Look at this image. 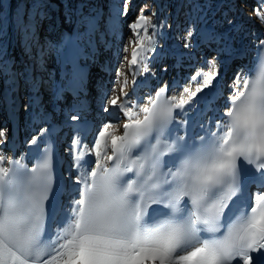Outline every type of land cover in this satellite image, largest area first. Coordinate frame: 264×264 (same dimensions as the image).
<instances>
[{"label": "snow or ice", "instance_id": "6c2138e0", "mask_svg": "<svg viewBox=\"0 0 264 264\" xmlns=\"http://www.w3.org/2000/svg\"><path fill=\"white\" fill-rule=\"evenodd\" d=\"M143 11L129 25L136 37L129 40L136 45L129 69L154 51L155 13ZM89 24L90 45L97 24ZM192 35L189 31L185 39ZM82 42L70 37L61 53L73 69V83L80 78ZM260 46L264 49V40ZM256 59L242 87L237 74L216 131L198 139L173 136L171 125L177 110L184 112L212 85L215 59L209 71L191 78L196 82L203 76L194 91L185 87L179 97L166 96L165 85L142 106L127 99V76L117 70L119 95L114 89L104 111L113 120L122 112L127 121L119 135L113 120L105 122L90 148L81 146L79 136L73 138L76 167L82 169L75 177L78 198L60 208L62 226L54 235L47 226L57 195L51 151L31 167L19 160L5 167L0 156V264H264V191H259L264 189V50ZM147 70L145 63L142 71ZM132 80L134 92L135 74ZM92 155L94 167L87 159ZM253 171L258 191L249 210L247 176Z\"/></svg>", "mask_w": 264, "mask_h": 264}, {"label": "rangeland", "instance_id": "374dc122", "mask_svg": "<svg viewBox=\"0 0 264 264\" xmlns=\"http://www.w3.org/2000/svg\"><path fill=\"white\" fill-rule=\"evenodd\" d=\"M21 1L20 10L14 13L10 0H0L2 5L0 9V132H3V136H0V156L7 155L5 142L17 140L15 145H18L29 127L28 138L32 136L31 132H39L40 129L49 131L50 133L46 135L50 137L53 133L56 134L53 139L60 136L61 140L56 146L60 156L65 158L67 151L65 140L68 138V126L72 115H79V119L89 121V137L80 138H82L81 143L89 140L93 145L95 133L105 122L113 120L112 113L105 112L104 106L107 99L113 95L114 89L119 95L117 70L123 71L127 76L128 84L125 91L129 90L128 87L135 74L151 84L156 80L162 83L167 81L176 83L169 90V94L179 97L185 87H197L198 83L203 82V76L196 82L191 78L198 72L209 71V62L215 59L218 74L214 81L217 80L215 85H218L220 92L217 93L218 89L213 86L214 81L212 85L204 88L203 92L209 89L210 94L216 89L214 103L218 105L214 106L217 107L216 109L221 108L226 103L227 97L232 95L237 74L242 72V70L238 72V64H235L237 58L229 67L222 66L219 70V65L224 61L222 52H226L229 48L228 50L235 55L240 45L244 51L247 50L245 44L248 40L243 36L250 34L248 23L250 20L259 24L264 23L257 15L259 12L264 16L262 0ZM125 3L129 4L127 12L124 10ZM142 9L146 16H153L155 13L153 22L157 27L154 51L145 52L147 61L129 69L128 61L131 60L132 50L136 47L135 44L129 43L130 38L136 39L129 25L141 15ZM235 16L244 21L243 26L237 31L228 32L230 24L235 22ZM89 22L97 24L90 45L88 44ZM189 31L193 33L190 41L185 39ZM216 33L221 35L218 41ZM152 34L153 29L150 27L148 35ZM144 35V31L141 30L140 36ZM200 35L207 36L203 43L197 39L201 38ZM70 37L73 40L83 38L82 55L77 59L80 78L75 83L72 82L73 69L61 54ZM233 37L235 43L232 41ZM236 41L239 42L236 44ZM193 42L194 45L191 46ZM186 44L189 46L186 47ZM224 45L226 48L222 49ZM180 52L185 54L189 52V55L175 58ZM145 63L148 70L142 71ZM171 64L178 67L167 72ZM221 73L227 75L222 81L219 80ZM135 85L138 98L134 99V102L142 106L144 102L139 101L146 90L143 89L140 93L137 80ZM68 89L75 90V95H70ZM128 98V100L132 99ZM78 103H82L83 110L72 111L71 105L76 106ZM198 108L199 105L196 104L193 111L184 112L191 111L188 115L192 114V117ZM177 113L179 114L178 110ZM178 114L176 118L179 119ZM118 115L119 120H113L116 125L115 134L122 133L121 126L127 121V117L122 112ZM11 116V119H15V123L19 125L16 132H12L9 128L8 120ZM206 117L210 118L209 122L213 121V112ZM68 151L71 155V150ZM62 163L63 168L68 166L67 163Z\"/></svg>", "mask_w": 264, "mask_h": 264}, {"label": "bare ground", "instance_id": "6f19581e", "mask_svg": "<svg viewBox=\"0 0 264 264\" xmlns=\"http://www.w3.org/2000/svg\"><path fill=\"white\" fill-rule=\"evenodd\" d=\"M235 14V13H234ZM236 17V19L234 20L235 22L233 23V24H230V27H229V29H228V32L231 30H235V31H237L238 29H240V27L241 26H243V23H244V21L243 20H241L239 17H237V16H235ZM238 19V20H237ZM248 22V21H247ZM226 24H228L227 22H226ZM229 26V25H228ZM248 27H249V35L248 36H246V35H244L243 36V38L245 37V39L246 40H248L247 41V45L249 44V42H252L253 43V45L255 46L256 44H257V42L259 41H261V39L262 38H264V23L262 24V23H258V22H256V21H251L250 20V22L248 23ZM228 28V27H227ZM253 30V31H252ZM216 35V37L218 38V39H216L217 41L218 40H220L221 39V35L219 36V34L218 33H216L215 34ZM200 37H201V35H200ZM207 37V36H206ZM206 37L205 36H203V37H201V38H197V39H199L198 41L200 42V43H203V40H206ZM249 37V38H248ZM212 38V37H211ZM242 38V39H243ZM250 39H252L251 41H250ZM234 37H233V39H232V41L234 42ZM245 40V41H246ZM196 41V40H195ZM242 41V40H241ZM239 41H236V44L238 43ZM235 43V42H234ZM192 44V45H191ZM190 45L191 46H193L194 45V42L193 43H191ZM222 44V43H221ZM243 44V43H242ZM239 45V44H238ZM246 45V44H245ZM244 45V46H245ZM253 46V47H254ZM232 47V46H231ZM240 47H242V45H240ZM224 48H226L225 47V45L222 47V49H224ZM232 48H235V46L234 47H232ZM243 48V47H242ZM229 48H227V51L226 52H222V54L224 55V57H223V59H224V61H223V64L222 65H219V70H221V67L222 66H224V67H229L230 66V64L233 62V60L234 59H240V58H238V57H236L235 55H233L232 53H231V50H228ZM236 51V50H235ZM252 52V51H251ZM189 52H186V54L185 53H182V52H180V55H178V53H177V55L175 56V58H183L184 57V55H186L185 57H187V55H189L188 54ZM237 53V52H236ZM235 54V53H234ZM243 53H241V55H242ZM226 55V56H225ZM173 57H174V55H172ZM222 56V55H221ZM191 57V56H190ZM191 59V58H190ZM206 66V65H205ZM174 67H178V65H170L169 67H168V69H167V72L169 71L170 72V70H173L174 69ZM183 70V69H182ZM138 71V70H137ZM166 71V70H165ZM139 72V71H138ZM137 72V73H138ZM197 72V71H196ZM220 72V71H219ZM140 73V72H139ZM242 73V72H241ZM240 73V74H241ZM222 74V75H221ZM220 74V77H219V80L220 81H222L223 79H225L226 77H227V75H226V73H221ZM141 75V74H140ZM164 76H165V74H164ZM201 77V76H200ZM155 79H157L156 77H155ZM186 79V78H185ZM136 80H137V83L139 84V86H138V88L139 89H145V90H148V89H152V91H154V90H158L159 88H161V87H164L165 85H167L168 86V88H167V92H166V94H168V92H169V90H171V88L174 86V84H176V83H171V82H169V81H167V82H159V81H154V82H156V83H153V86L152 85H149V84H151V83H148V81H147V83H144L143 81H145V79H143V78H141L139 75H136ZM215 80V79H214ZM213 80V81H214ZM241 80H242V74H241ZM180 82V81H179ZM192 82V81H191ZM131 84H130V86L128 87V89L129 90H126V91H128L129 92V96L128 97H130V98H132V99H130L131 101H134V99H136V98H138V96H136L137 94L135 93V91L137 90L136 89V85H135V91L133 92L132 91V87H133V80H132V82H130ZM217 83V80H216V82L214 81V87L216 88V89H218V91H217V93L218 92H220V89L218 88V85H215ZM70 84V83H69ZM78 84V83H77ZM192 84V83H191ZM75 86V85H74ZM176 86V85H175ZM191 86V85H190ZM15 87V86H14ZM76 87V86H75ZM80 88H81V86H80ZM191 88H192V90L194 91L195 90V88H196V86H191ZM216 89H215V91H213V93H211V95L213 96V99H211L210 97H209V89L208 90H206L207 92H200V93H198L197 94V97L195 98V102L193 103V104H191L190 106L189 105H186L185 106V109L186 110H194V107H195V105L196 104H198L199 105V108L194 112V115L191 117V118H188L187 116H189L188 114L191 112H189V113H186V112H180L179 110H178V112H179V114H178V116L180 117V119L181 120H185L186 118H187V121H189V120H191V119H194L195 121L196 120H198V119H204L205 117H206V115L207 114H210V113H212L213 112V115H214V120H213V122H217V121H220V120H222V119H224V117H223V115L221 114V113H223V112H225V110H226V106H227V104H224V105H222L221 106V109L220 108H218V109H216L217 107H215L216 106V104L218 105V103H214V101L216 100V97H215V92H216ZM142 90H140V93H141V91ZM14 91V90H13ZM68 92L70 91V93H71V91H73L72 89H68L67 90ZM75 91V90H74ZM149 92V94H152V92L149 90L148 91ZM223 92V91H222ZM135 93V94H134ZM138 93V92H137ZM234 94V92H232V95ZM142 98H140V101L139 102H141V100L144 102V104H145V101H146V99H147V97H149V95L147 94V93H144L142 96H141ZM215 98V99H214ZM129 99V98H128ZM77 101V100H76ZM75 101V102H76ZM81 101V100H80ZM135 101H137V100H135ZM82 102V101H81ZM143 104V105H144ZM215 105V106H214ZM36 109V108H35ZM185 110V111H186ZM7 112H9L8 111V109H7ZM7 112H6V114H7ZM14 115H15V113H14ZM220 115H222V116H220ZM7 116V115H6ZM73 116V115H72ZM71 116V117H72ZM69 117V116H68ZM12 118V116L9 118V120H8V124H9V128H10V130H12V132H16V130L19 128V125H17L16 123H15V119H11ZM211 118H213V117H211ZM126 122V121H125ZM124 122V123H125ZM64 125V124H63ZM30 128L28 127L27 128V131L29 130ZM26 131V132H27ZM36 133H38V132H35V133H30V135L32 134V136L31 137H35V135H37ZM121 133V132H120ZM116 134H119V133H116ZM24 135H25V132H24ZM207 135V134H206ZM206 135H204V136H206ZM86 136V138H88L87 137V135H85ZM30 137V136H29ZM40 137H44L43 135L41 136V134H40ZM10 138V137H9ZM12 138V137H11ZM13 139V138H12ZM84 140H86V139H84ZM83 140V141H84ZM17 141V140H16ZM16 141H14L15 143H16ZM92 142V141H91ZM93 144H94V142H92ZM81 146L82 147H84V146H86V147H88V148H90L91 146H92V144L89 142V140H86L85 141V143L83 142V143H81ZM75 155H76V153L75 154H71L70 155V157H72V156H74L75 157ZM92 157V160L95 162V156L94 155H92L91 156ZM4 162H5V159H4ZM63 164V163H62ZM4 166V165H3ZM63 167V166H62ZM73 179V178H72ZM181 254H183V253H181Z\"/></svg>", "mask_w": 264, "mask_h": 264}, {"label": "trees", "instance_id": "16d2710c", "mask_svg": "<svg viewBox=\"0 0 264 264\" xmlns=\"http://www.w3.org/2000/svg\"><path fill=\"white\" fill-rule=\"evenodd\" d=\"M10 3H12V12L16 13L20 10V7L22 6L21 0H10ZM2 8V5L0 3V9ZM1 11V10H0Z\"/></svg>", "mask_w": 264, "mask_h": 264}]
</instances>
